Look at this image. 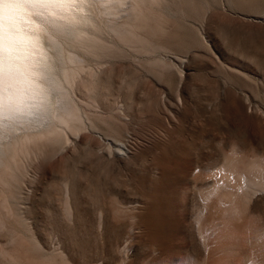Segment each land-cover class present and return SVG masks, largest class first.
Listing matches in <instances>:
<instances>
[{"label":"rangeland","instance_id":"obj_1","mask_svg":"<svg viewBox=\"0 0 264 264\" xmlns=\"http://www.w3.org/2000/svg\"><path fill=\"white\" fill-rule=\"evenodd\" d=\"M138 2L130 33L90 1L50 48L79 120L18 144L0 171V264L224 263L192 220L224 155L264 154V0ZM72 51L86 60L70 76ZM260 191L241 240L264 224Z\"/></svg>","mask_w":264,"mask_h":264},{"label":"bare ground","instance_id":"obj_2","mask_svg":"<svg viewBox=\"0 0 264 264\" xmlns=\"http://www.w3.org/2000/svg\"><path fill=\"white\" fill-rule=\"evenodd\" d=\"M90 1L98 4L103 14L111 15L109 28L116 35L131 32L130 21L137 20L139 0L0 3V171L9 168L18 144L79 120L74 99L59 83L50 48L56 47L59 36L80 31ZM121 10L126 12L125 21L118 22L114 17H120ZM67 59L74 64L63 67L64 72L70 70V76L85 68L86 59L80 54L72 51ZM208 176L213 182L199 191L202 206L192 220L206 260L222 255L223 264H234L238 257L242 258L239 264H264V224L252 228L242 240L237 232L233 236L252 194L264 191V154H226Z\"/></svg>","mask_w":264,"mask_h":264},{"label":"snow or ice","instance_id":"obj_3","mask_svg":"<svg viewBox=\"0 0 264 264\" xmlns=\"http://www.w3.org/2000/svg\"><path fill=\"white\" fill-rule=\"evenodd\" d=\"M5 0H0V3H4ZM10 2L19 3H32V4H44V3H58L62 2V0H10Z\"/></svg>","mask_w":264,"mask_h":264}]
</instances>
